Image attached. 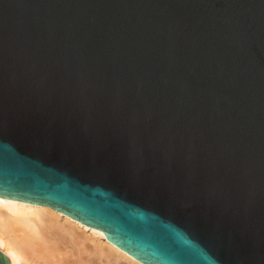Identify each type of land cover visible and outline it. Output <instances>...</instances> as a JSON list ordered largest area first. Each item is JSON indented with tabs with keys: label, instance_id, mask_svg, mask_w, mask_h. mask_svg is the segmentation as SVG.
Masks as SVG:
<instances>
[{
	"label": "water",
	"instance_id": "water-1",
	"mask_svg": "<svg viewBox=\"0 0 264 264\" xmlns=\"http://www.w3.org/2000/svg\"><path fill=\"white\" fill-rule=\"evenodd\" d=\"M0 199L264 264V0H0Z\"/></svg>",
	"mask_w": 264,
	"mask_h": 264
},
{
	"label": "bare ground",
	"instance_id": "bare-ground-1",
	"mask_svg": "<svg viewBox=\"0 0 264 264\" xmlns=\"http://www.w3.org/2000/svg\"><path fill=\"white\" fill-rule=\"evenodd\" d=\"M81 228L88 230V235L99 243L101 238L104 240L105 248L97 242L90 252L94 257H88V247L84 248L73 237L74 229ZM0 254L7 264H96L95 259L100 262L101 258L105 261L102 264H120L122 261L124 264H142L114 250L113 244H107L99 231L47 209L2 199Z\"/></svg>",
	"mask_w": 264,
	"mask_h": 264
},
{
	"label": "rangeland",
	"instance_id": "rangeland-1",
	"mask_svg": "<svg viewBox=\"0 0 264 264\" xmlns=\"http://www.w3.org/2000/svg\"><path fill=\"white\" fill-rule=\"evenodd\" d=\"M61 223H62V222H61ZM83 231H85V232H87V233L85 234V233H83ZM73 232H74L73 237L75 236L74 239H75L78 243H80L82 246H84V248L88 247V248H86V251L88 250L89 253H90V252L92 253L93 250H94L95 245H98L99 242H98L97 240H95L94 238H91V237L88 235V233H89L88 230H84L83 228H81V230H80V229H79V230H78V229H77V230L74 229ZM73 232H72V233H73ZM76 233H78V234L76 235ZM82 233H83V234H82ZM80 235L82 236V238H81ZM88 236H89V237H88ZM83 237H84V239H83ZM79 238L81 239V241H80ZM90 238H91L92 240H91ZM87 240H88V241H87ZM94 240H95V241H94ZM93 241H94V242H93ZM102 241H103V242H102ZM97 242H98V243H97ZM70 243H71V242H70ZM100 243H102V244H101V245H102L101 247L105 248V246H103L104 240H103L102 238H101V240H100ZM100 243H99V245H100ZM83 244H84V245H83ZM69 245H70V246H71V245L73 246V244H69ZM85 245H86V246H85ZM91 253H90L89 255H87V256L90 257V255H91V257H94ZM86 254H87V253H86ZM86 254H85V255H86ZM87 256H86V257H87ZM88 257H87V258H88ZM94 259H95V258H94ZM101 260H102V261H100V262H101V263H100L99 260H96V259H95V263H96V264H102V263H105V261H104L103 258H101ZM120 261H122V260H120ZM123 262H124V261L119 262V263H120V264H124Z\"/></svg>",
	"mask_w": 264,
	"mask_h": 264
}]
</instances>
